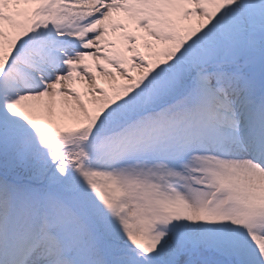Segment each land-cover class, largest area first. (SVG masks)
<instances>
[{
  "label": "snow or ice",
  "instance_id": "snow-or-ice-1",
  "mask_svg": "<svg viewBox=\"0 0 264 264\" xmlns=\"http://www.w3.org/2000/svg\"><path fill=\"white\" fill-rule=\"evenodd\" d=\"M0 264H264V0H0Z\"/></svg>",
  "mask_w": 264,
  "mask_h": 264
}]
</instances>
